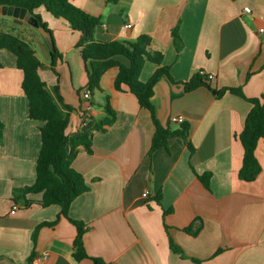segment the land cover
Returning a JSON list of instances; mask_svg holds the SVG:
<instances>
[{"label":"crops","instance_id":"0c3cea01","mask_svg":"<svg viewBox=\"0 0 264 264\" xmlns=\"http://www.w3.org/2000/svg\"><path fill=\"white\" fill-rule=\"evenodd\" d=\"M71 2L100 19L94 34L98 41L151 37L150 51L163 54V65L178 83L160 80L152 104L164 127L179 129L180 116L190 124L189 141L195 148L190 151L183 139L174 137L149 159L155 133L149 111L126 89L115 90L117 68L108 70L101 89L85 100L87 76L77 51L80 72L77 80L71 79L72 97L68 99L60 86L65 103L74 108L66 133L81 131L83 111H89L93 127L108 121L104 131H92V151L79 146L72 163L90 187L68 212L89 228L87 254L104 264H264L263 140L256 149L261 174L254 182L238 177L244 150L236 136L253 105L235 93L216 98L205 86L192 92L181 86L200 72L214 76L209 80L212 88H240L245 97L264 102V0ZM246 7L250 13L244 12ZM36 13L53 32L62 55L55 68L61 78L70 67L66 55L75 43L66 47L61 38L56 40V18L43 9ZM174 29L182 41L180 52ZM0 31L35 50L42 64L39 73L53 93L57 76L40 27L0 15ZM117 60L129 64L124 57ZM0 64V264H95L91 258H73L77 229L65 217L55 227H42L33 240L40 224L58 217L60 206L43 207L42 193L27 195L33 201L29 207L13 199L14 189L35 182L44 123L29 118L24 74L15 55L0 49ZM156 68L147 62L139 79L147 82ZM74 90H80L79 97ZM208 172L210 189L197 176ZM15 205L18 210L12 214ZM186 228L199 231L194 235Z\"/></svg>","mask_w":264,"mask_h":264},{"label":"trees","instance_id":"16d2710c","mask_svg":"<svg viewBox=\"0 0 264 264\" xmlns=\"http://www.w3.org/2000/svg\"><path fill=\"white\" fill-rule=\"evenodd\" d=\"M0 6L27 9L31 15L39 20L40 27L51 35V29L36 13L37 11L43 9L53 17L69 23L70 27L79 33L75 48L85 65L86 89L90 93L101 89V79L108 70L117 68L118 73L114 81L115 90L124 92L126 89L133 94L137 98L140 107L149 111L155 127V133L148 152L149 159L156 150L167 147L169 139L174 137L183 139L190 151H194L195 148L189 141L190 124L181 122L177 130L164 127L159 121L155 107L152 104L154 89L160 80L167 78L174 84L178 83L172 78L169 67L163 65V54L159 51H150L151 37L149 35H141L135 42L98 41L95 39L94 34L96 28L101 24L100 19L75 6L71 0H0ZM172 34L176 50L180 52L182 41L178 35V30L174 29ZM53 42L51 65L54 74L57 76V83L52 93L47 89V85L39 73L42 64L36 56L35 50L22 39L0 31V49H6L13 53L16 57L17 67L23 71L22 89L28 101L29 118L44 123L40 127L41 148L36 162L35 182L31 186L14 189L13 199L15 203L29 207L33 201L27 199V195L42 193L40 204L43 207L60 206V214L54 221L44 222L36 228L33 234L34 241H36L42 227H55L61 217H65L77 229L73 243V258L75 261L80 262L86 258H91L95 264H104L100 259L90 257L87 254L84 240L89 228L84 223L70 218L68 212L71 203L90 190L83 175L72 166L78 154V148L84 146L90 153L92 151V131H104L103 126L108 121L95 127L89 123L74 135H67L70 113L74 108L65 103L61 93L59 73L55 68L57 60L61 59L62 55L55 46L54 39ZM118 57L126 58L129 64L125 65L120 62L117 60ZM147 62L155 64L157 68L147 82H142L139 77ZM181 86L185 92H192L201 86H205L216 98L223 97L227 92L235 93L253 105L245 120L243 130L236 138L241 142L244 150L238 177L244 182H254L262 172V167L256 157V149L259 141H264V102L260 98L245 97L240 88H222L219 90L212 88L207 76L200 72L194 74L188 82L181 83ZM79 93L80 90H74L73 92L75 97H79ZM106 110L111 114L109 107ZM1 127L0 124V130ZM197 176L202 184L210 189L212 174L208 172ZM185 230L194 235L199 231V229L193 231L191 228Z\"/></svg>","mask_w":264,"mask_h":264},{"label":"rangeland","instance_id":"374dc122","mask_svg":"<svg viewBox=\"0 0 264 264\" xmlns=\"http://www.w3.org/2000/svg\"><path fill=\"white\" fill-rule=\"evenodd\" d=\"M57 24L54 27V36L56 40L62 39V42L64 43V46L68 47L72 43H75L78 41V33L75 32L70 25L67 22H64V20L61 19H55ZM52 32V31H51ZM52 38L53 37V32H52ZM67 60L69 62V69H67L65 66L62 71V77L60 78L59 75V80H60V86L63 89L64 94L66 97L69 99V97H72L71 94V79L73 77V80H77L79 78V72H80V67H79V60H78V54L76 48L71 50L69 53H67Z\"/></svg>","mask_w":264,"mask_h":264},{"label":"water","instance_id":"95a60500","mask_svg":"<svg viewBox=\"0 0 264 264\" xmlns=\"http://www.w3.org/2000/svg\"><path fill=\"white\" fill-rule=\"evenodd\" d=\"M0 15H7L10 17H14L15 19H18L19 22H28L29 24L39 28L40 24H39V20L37 18H35L33 15H31V13L25 9V8H21V7H13V6H0ZM41 32L43 33V35L45 36V38L47 39L50 48L53 50L54 49V42H53V38L52 35L48 32H46L43 28L40 27Z\"/></svg>","mask_w":264,"mask_h":264},{"label":"built area","instance_id":"2783aa9c","mask_svg":"<svg viewBox=\"0 0 264 264\" xmlns=\"http://www.w3.org/2000/svg\"><path fill=\"white\" fill-rule=\"evenodd\" d=\"M244 12H245V13H250L251 10H250V8L246 7V8L244 9ZM127 26H128V27H131L130 24H128ZM262 31H263V30H261V32H262ZM203 74H204V73H203ZM204 75H205V74H204ZM206 76H207L208 80H212V79L214 78V76H213V75H210V74H209V75H206ZM82 96H83V98H84L85 100H88V101H89V99H90V97H91V93L89 92L88 89H86L85 91H83ZM81 119H82V126H86V125H88V124L91 122V120H90V113H89L88 110H87V111H83V112L81 113ZM183 120H184V119H183L182 116L178 117V119H177L178 123L183 122ZM143 196H147V193L143 194ZM17 210H18V206L15 205V206H13V209L11 210V213L14 214V213H16ZM46 256H47V254L44 253V255H43L42 258H46ZM40 259H41V258H39L38 260H40Z\"/></svg>","mask_w":264,"mask_h":264}]
</instances>
